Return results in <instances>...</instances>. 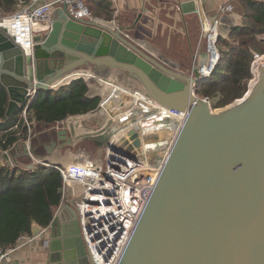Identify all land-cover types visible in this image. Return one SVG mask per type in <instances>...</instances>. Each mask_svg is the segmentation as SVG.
I'll use <instances>...</instances> for the list:
<instances>
[{"label":"water","instance_id":"1","mask_svg":"<svg viewBox=\"0 0 264 264\" xmlns=\"http://www.w3.org/2000/svg\"><path fill=\"white\" fill-rule=\"evenodd\" d=\"M62 12L48 32L21 45L0 26V83L8 97L4 121L25 104L29 90L57 89L68 73L88 65L126 72L164 107L183 110L194 103L120 264H264V64L257 66V82L245 98L215 113L192 91L204 61L194 63L189 74L174 71L132 45L129 29L73 20L66 6ZM107 92L105 106L101 101L89 113L69 117L66 129L44 124L48 152L82 141L106 145L118 116L114 104L120 115L128 108L124 94ZM128 135L142 152L138 128ZM40 136L36 132L29 142ZM13 149L18 146L0 151L5 168L18 166ZM41 230L33 223L31 236ZM47 232V264H90L71 205L55 212Z\"/></svg>","mask_w":264,"mask_h":264},{"label":"built area","instance_id":"2","mask_svg":"<svg viewBox=\"0 0 264 264\" xmlns=\"http://www.w3.org/2000/svg\"><path fill=\"white\" fill-rule=\"evenodd\" d=\"M40 1L31 0L13 14L0 17V26L5 29L7 36L16 38V44L21 45V42L26 40L32 41L33 37L42 30L48 32L52 22L51 14L61 5L67 7V13L73 20L106 25L103 20L92 15L82 0H51L45 3ZM232 10V6L225 5L221 6L219 11L226 13ZM43 22L46 23L40 30L39 26ZM219 24V20L216 19L202 30L204 62L198 66V77H193L192 91H195L198 84L207 81L218 65ZM112 25L113 30L118 28L117 25ZM260 64H264V55L253 54L251 79L246 93L239 100L245 98L257 82L256 70ZM75 75L68 82L59 85L68 84L72 79L83 78L89 86L88 96H91L90 98L97 96L90 93L92 79L89 75H85L84 72ZM36 91L35 88L28 91L26 102L22 106L21 119L28 133L27 144L30 143L31 136L27 109L35 98ZM105 99L106 97L102 102L100 101L102 105ZM130 99L133 100L132 107L114 119V123L120 121L121 130L113 136L109 134L110 140L100 148L103 152L102 158L86 157L79 160L75 157L71 163L64 164L41 160L28 152L29 158L35 163V165L31 164L30 169L44 166L54 168L59 173L62 186L58 209L69 204L75 210L90 264L121 263L176 140L195 105L191 103L183 110L170 109L137 91ZM202 99L210 103L208 98ZM64 124L65 122L58 123V125ZM150 125L152 127H147ZM133 126L138 128L142 152L136 151L128 135ZM13 129L16 130L17 126ZM151 134H155V137L145 140ZM48 230L49 226L42 228L36 237H21L19 240L24 244L34 243ZM44 242L48 243V241ZM15 248L16 244L8 248L0 246V264H5L8 255Z\"/></svg>","mask_w":264,"mask_h":264},{"label":"trees","instance_id":"3","mask_svg":"<svg viewBox=\"0 0 264 264\" xmlns=\"http://www.w3.org/2000/svg\"><path fill=\"white\" fill-rule=\"evenodd\" d=\"M17 0H0V17L15 12ZM109 18L108 0L101 3ZM237 11L242 25L230 30L228 39L219 37L220 59L211 77L195 88L200 98L215 99L213 109L223 108L241 99L251 79L253 54L264 55V2L238 0ZM89 86L83 78L72 79L54 90H37L27 109V120L36 124H56L73 116L89 113L100 103L99 97H88ZM8 105L5 88L0 83V151L26 141L28 133L21 119L22 107L4 121ZM17 126V129L13 128ZM32 129V127H31ZM19 165V160L16 159ZM21 166V164H20ZM62 180L54 168L8 169L0 165V246H14L21 237L31 236V225L47 228L60 206Z\"/></svg>","mask_w":264,"mask_h":264},{"label":"crops","instance_id":"4","mask_svg":"<svg viewBox=\"0 0 264 264\" xmlns=\"http://www.w3.org/2000/svg\"><path fill=\"white\" fill-rule=\"evenodd\" d=\"M51 0H41V3L49 2ZM85 6L89 9L95 18L103 20L109 28H112V24L118 27L129 29L127 32L129 35L130 43L136 46L143 53L147 54L151 58L156 59L158 62L165 64L169 69L184 74H189L192 70L193 64L204 61V51L202 39V30L207 25L216 19L219 20V33L220 37L228 39L230 30L234 27L242 25L244 22L242 15L237 11L238 0H108L110 4V10L112 11L109 18L96 16L93 12L104 13V9L101 6L104 0H82ZM107 1V0H106ZM264 2V0H260ZM24 4L16 6L15 12ZM232 6L231 12L220 13L221 6ZM64 6L54 10L51 14V19H58L63 14ZM195 8V9H194ZM195 10L194 12L192 10ZM140 15V18L138 16ZM46 22L41 23L40 30L44 28ZM42 27V28H41ZM44 32L43 30L40 31ZM45 33V32H44ZM164 50L172 54H178L179 57H184L185 62H188L187 68L189 73L184 71L186 67L176 63L175 67L168 63L163 55L160 54L159 50ZM183 59V58H182ZM181 59V60H182ZM84 72L88 74L92 79L96 76L97 80H92L90 93L95 95L96 91H99L98 96L100 101L108 95L107 88L119 89L120 87L127 90L130 94L127 96V92L124 97V105L129 109L132 107L131 96L134 92H141L145 94V91L139 81L131 75L117 69H101L96 68L94 65H88L81 67L78 70L72 71L69 74ZM67 76V75H66ZM70 77V75H69ZM137 81V82H136ZM142 87V88H141ZM89 94V91H88ZM140 96V95H139ZM91 97V96H88ZM117 104H114L116 108ZM107 108V107H106ZM109 109V108H108ZM126 109V110H127ZM124 111H121V114ZM108 114V113H107ZM120 121L115 122L109 131L110 135H114L121 130ZM59 129H66V124L59 125ZM45 131L44 124H36L31 129L30 140L36 139V132L40 134L41 138L38 140L31 141L27 144V149L22 147L26 141H19L14 146H18L17 149H13L15 153V159L19 160V167L26 166V169H30L28 152L33 157H42V160H48L52 155L66 150L65 156L72 158L80 153L79 151L83 148H78V143H74L71 146L65 147L64 149H50V142L43 134ZM76 134L82 132L80 127L75 128ZM4 135L0 132V137ZM28 139V140H29ZM84 143L91 144L90 141H83ZM93 145V144H92ZM82 147V146H81ZM12 148H10L11 150ZM100 149V148H99ZM37 155V156H35ZM39 159V158H38ZM73 159V158H72ZM71 159V162L73 161ZM25 163V165H23ZM53 163H62L55 161ZM69 163V162H68ZM21 164V166H20ZM1 165V163H0ZM2 166V165H1ZM34 169V168H32ZM48 232H45L37 241L31 244H24L21 240L16 243V248L8 255L5 264H47V246L44 241H47Z\"/></svg>","mask_w":264,"mask_h":264},{"label":"rangeland","instance_id":"5","mask_svg":"<svg viewBox=\"0 0 264 264\" xmlns=\"http://www.w3.org/2000/svg\"><path fill=\"white\" fill-rule=\"evenodd\" d=\"M160 51V54L161 55H163L164 57H165V55H166V59H168V63L170 64H172V65H177L176 63H180L179 65H182L183 64V66L184 67H186L187 68V65H188V62H185V59H184V57H185V55H184V57H179L178 56V54H172V53H167V52H165L164 50H159ZM203 51H204V48H203ZM163 53V54H162ZM183 58V59H182ZM182 59V60H181ZM184 71L186 72V73H189V71H188V68L187 69H185L184 68ZM137 82V81H136ZM142 88V87H141ZM210 101V108H211V111L212 112H215V113H217V112H219V111H222V110H224L225 108H227L228 106H230V105H228V106H226V107H223V108H218V109H213L212 108V105L214 104V102H215V99H210L209 100ZM82 146V147H81ZM78 148H83V150L81 151H79L80 153H77V154H81V155H75V156H73L72 158L74 159L75 157H77L79 160H81V159H85L86 157H90V158H102L103 157V152L99 149V148H96L94 145H92V143L91 144H88V143H84L83 144V141L82 142H79V144H78ZM65 152H66V150H62V152H60V153H57L58 154V157L60 158V159H62V163H67V162H71V159L72 158H70V157H67V156H65L64 154H65ZM88 155V156H87ZM72 159V160H73ZM41 160H42V158H41ZM29 163H30V165L31 164H34L35 165V163H34V161L32 160V159H29ZM23 165H25V163H23ZM27 165H25L24 166V168L26 167ZM20 168H23V166H21Z\"/></svg>","mask_w":264,"mask_h":264},{"label":"bare ground","instance_id":"6","mask_svg":"<svg viewBox=\"0 0 264 264\" xmlns=\"http://www.w3.org/2000/svg\"><path fill=\"white\" fill-rule=\"evenodd\" d=\"M172 67H175V65H172ZM69 75H70V77H69ZM69 75H67L66 77H64L63 79H62V81H60L58 84H62V83H64V82H68L69 81V79L70 78H72L73 76H76L75 74L73 75H71V74H69ZM85 75H88V74H85ZM91 78V77H90ZM92 79V78H91ZM94 80H97L98 78L96 77V76H94V78H93ZM92 79V80H93ZM115 88H117V89H119L120 90V93H121V95H122V97H123V94L125 95V93L124 92H127V96H129V92L127 91V90H125V89H123V88H120V87H115ZM104 105V104H103ZM105 106V105H104ZM117 107V106H116ZM112 111L113 112H115L114 113V116H116V115H120L119 113H118V109L117 108H115V107H113L112 108ZM117 116V117H118ZM112 118H114V117H112ZM147 127H152V125H150V126H147ZM49 160L50 161H52V162H55V161H60V162H62V159H60L57 155H52L50 158H49ZM69 163H71V162H69ZM67 164H68V162H67Z\"/></svg>","mask_w":264,"mask_h":264},{"label":"flooded vegetation","instance_id":"7","mask_svg":"<svg viewBox=\"0 0 264 264\" xmlns=\"http://www.w3.org/2000/svg\"><path fill=\"white\" fill-rule=\"evenodd\" d=\"M143 89H144V88H143ZM65 147H68V146H65ZM65 147H63V149H64Z\"/></svg>","mask_w":264,"mask_h":264}]
</instances>
